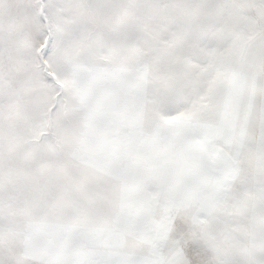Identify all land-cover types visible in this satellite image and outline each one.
Instances as JSON below:
<instances>
[{
  "label": "snow or ice",
  "instance_id": "snow-or-ice-1",
  "mask_svg": "<svg viewBox=\"0 0 264 264\" xmlns=\"http://www.w3.org/2000/svg\"><path fill=\"white\" fill-rule=\"evenodd\" d=\"M0 264H264V0H0Z\"/></svg>",
  "mask_w": 264,
  "mask_h": 264
}]
</instances>
